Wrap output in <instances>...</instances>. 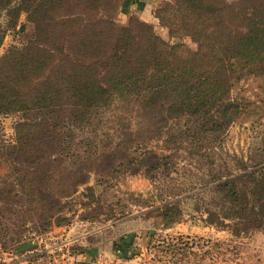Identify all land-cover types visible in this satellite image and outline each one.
<instances>
[{"label": "trees", "instance_id": "obj_1", "mask_svg": "<svg viewBox=\"0 0 264 264\" xmlns=\"http://www.w3.org/2000/svg\"><path fill=\"white\" fill-rule=\"evenodd\" d=\"M119 3L0 0L5 28L24 14L29 30L0 56V114L17 112L60 128L64 143L76 129L90 137L75 138L82 149L103 142L147 174L171 160L145 145L165 135L169 143L185 144L176 147L204 176L160 200L166 224L185 213L233 235L264 230V135L233 166L216 168L213 151L231 123L248 118L249 104L230 96L232 85L264 74V0H172L154 17L173 42L137 18L118 24ZM184 37L195 48L181 42ZM119 112L128 119L124 130L111 126Z\"/></svg>", "mask_w": 264, "mask_h": 264}, {"label": "rangeland", "instance_id": "obj_2", "mask_svg": "<svg viewBox=\"0 0 264 264\" xmlns=\"http://www.w3.org/2000/svg\"><path fill=\"white\" fill-rule=\"evenodd\" d=\"M171 3L158 0L151 8L152 22L133 13L122 18L118 10L115 20L126 24L129 18H137L150 24L162 39L177 41L169 39L165 27L154 17ZM5 23V16L0 15V56L10 45H18L29 31L24 14L13 29H6ZM181 42L195 48L188 37ZM230 96L247 101L249 113L248 118L231 123L214 148L215 167L221 169L233 166L235 159L245 160L260 144V135H264V74L238 80ZM118 118L119 123L114 121L111 126L124 130L120 126L127 125V116L122 113ZM135 124L132 118L130 127L136 128ZM74 133L64 143L60 128L27 120L17 112L0 114V256L19 254L22 246L37 247L35 241L46 235L39 231L51 225L52 229L69 228L70 237L83 239L75 242L74 252L100 240L108 247L113 239L126 236L132 241L131 253H142L140 260L145 264H264V230L233 235L204 224L197 214L183 213L178 222L169 224L159 215L160 200L168 190L185 188L191 181L196 185L197 180L203 182L194 161L176 147L185 144L169 143L165 135L148 140L147 149L169 154L171 160L159 172L147 174L133 159H121V149L111 152L103 142L82 149L75 138L90 137L76 129ZM96 133L103 141L105 135L97 129Z\"/></svg>", "mask_w": 264, "mask_h": 264}, {"label": "crops", "instance_id": "obj_3", "mask_svg": "<svg viewBox=\"0 0 264 264\" xmlns=\"http://www.w3.org/2000/svg\"><path fill=\"white\" fill-rule=\"evenodd\" d=\"M157 1L121 0L118 7L119 15L123 18L127 14L133 13L144 21L152 22L154 19L151 8ZM70 230L64 227L53 228L45 236H42L41 240L35 241L37 247L27 249L22 246L19 254H1L0 264H48L51 262H54L53 264H145L143 260H140L142 253L139 256L131 253L133 247L130 246V243L132 241L126 236L113 239L108 247L107 244L102 245L103 241L100 240L89 248L85 247L83 253L77 254L72 247L75 242H82L83 239L70 237ZM62 242H65L66 246L53 252L51 248ZM28 251L31 252L27 253Z\"/></svg>", "mask_w": 264, "mask_h": 264}, {"label": "built area", "instance_id": "obj_4", "mask_svg": "<svg viewBox=\"0 0 264 264\" xmlns=\"http://www.w3.org/2000/svg\"><path fill=\"white\" fill-rule=\"evenodd\" d=\"M64 246H66L65 242L62 243H57L55 244L51 249L53 250V252L61 250L62 248H64ZM54 262L48 263V264H53Z\"/></svg>", "mask_w": 264, "mask_h": 264}]
</instances>
